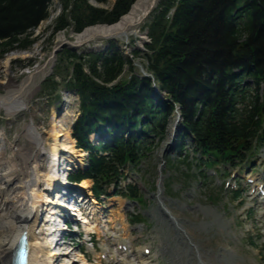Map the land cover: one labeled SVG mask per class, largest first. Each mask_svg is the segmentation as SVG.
I'll return each instance as SVG.
<instances>
[{
  "label": "trees",
  "instance_id": "obj_1",
  "mask_svg": "<svg viewBox=\"0 0 264 264\" xmlns=\"http://www.w3.org/2000/svg\"><path fill=\"white\" fill-rule=\"evenodd\" d=\"M85 1L73 0L70 8V0H61L54 30L71 22L75 31L89 24L118 22L134 2L114 0L108 10ZM50 3L0 0L2 50L33 42L28 36L49 16ZM154 11L148 23L150 40L140 56L150 77L143 76L120 49H112V41L106 51L64 48L67 63H56L40 86L54 104L61 87L78 94L80 111L71 136L75 147L87 152V167L69 178L91 179L96 198L106 194L110 184L119 185L126 164H139L155 135L166 134L176 106L188 131H183L178 147L188 135L205 165L253 162L264 146V0H159ZM58 53L60 61L62 52ZM125 66L130 75L118 77ZM247 78L251 84L243 83ZM152 82L165 92L166 100L159 105L151 96ZM94 132L100 137L97 144L89 141ZM116 193L138 201L143 198L132 184ZM238 197L232 191L231 198ZM139 220V215L131 218Z\"/></svg>",
  "mask_w": 264,
  "mask_h": 264
},
{
  "label": "rangeland",
  "instance_id": "obj_2",
  "mask_svg": "<svg viewBox=\"0 0 264 264\" xmlns=\"http://www.w3.org/2000/svg\"><path fill=\"white\" fill-rule=\"evenodd\" d=\"M93 1L86 0L85 3L108 10L114 2V0H107L105 3H93ZM136 1L134 0L131 4L129 11ZM72 2L73 0L69 2L70 8ZM62 7L61 0H51L49 16L30 32L31 36L29 35L28 38L33 39V42L31 41L28 46H19L14 43L4 50L0 47V61L8 59L10 65L5 71L0 69V95L6 94L7 87H17L25 79V72L37 64L46 62L47 67V75L45 74L38 80L36 86L31 87L25 98L27 109L14 116H7L4 111L0 110V152L5 138L14 142L17 129H21L25 122L33 120L42 135L39 144L41 158L49 170L51 168L50 161L55 162L51 153L52 147L55 145L51 136L54 124L58 129H61L60 125L63 126L66 132L80 111L79 96L75 90L61 87L59 100L54 104V101L51 100L53 97L46 98L40 88L42 81L52 74L56 63L57 65L59 62L67 63V55L63 53V49L69 47L64 46L59 50L62 52L60 61L57 60L59 53L53 58L50 57L51 49L58 44L57 36L62 32L69 40H73L74 34L82 32L85 28L111 25L116 22L89 24L82 30L75 31L72 22L70 23L72 17H69L71 15L68 13L71 9L68 7L66 15L70 24L64 29L56 31L54 30L56 18L62 12ZM122 16L124 15L120 17ZM149 21H151L150 18L141 28L145 30ZM147 40L141 48L129 51L124 47V45L128 47L129 44L113 38L96 36L89 40L88 44L89 47L96 45L98 48V46L102 47V45L113 41L115 44L112 49L118 48L133 61L142 63L143 59L140 56L145 51L144 45L150 40L148 35ZM133 42L134 37H130V43ZM88 44L76 46L75 49L69 48V50L84 53L89 51ZM101 49L99 47L98 50ZM135 51H138V54L132 57ZM134 66L139 70L136 65ZM130 73V69L125 66L118 77L124 78ZM243 83L251 84L252 81L247 78ZM262 91V84H260L259 93L261 94ZM161 95L164 96V94ZM153 96L158 100V103L160 100L158 96ZM174 118L175 116L170 117L169 123L166 125V134L162 138L159 135L153 137L150 143L151 148L145 152L138 166L124 167L126 177L121 179L120 186L126 183L139 184L144 202L130 204V201L125 197L114 194L119 187H109L108 196L93 202L94 208L103 222V225L98 227L99 232L94 230V248L84 242L85 236L74 241L72 253V258L75 259L74 264H129L133 262L137 264H264V234L260 231L264 226V203L253 200V195H250L249 191L250 185L243 188L245 178L249 175L258 180L264 179V148L251 166L249 161L246 162L247 164L244 162L233 169L222 165L204 166L199 160L200 153L194 149L190 143L192 139L188 135L183 138L186 141V146L181 154L177 155L176 143L171 148H169L170 145L167 146ZM181 129H183L182 126H178L172 140L177 139L178 132L179 140L182 139L183 130ZM94 134H89V137ZM23 139V137L20 138V140ZM92 139L90 140L93 141ZM175 141L177 142V140ZM59 143L73 147L72 153H60L63 161L66 162L64 163L66 168L59 172L61 173L60 177L68 171L76 172L83 169L86 165L87 152L75 147V143H70V140L64 135L59 138ZM166 147L168 150L164 151ZM212 171L214 174H210ZM200 172L204 175H200ZM233 172L238 173L242 179L239 181L244 192L241 206L239 200L232 202L231 197L228 196L229 193H225L219 188L223 181L226 184L234 180L235 177L230 175ZM162 175L163 184L162 187H159ZM88 181L91 185L92 181L90 179ZM222 188L230 190L229 186H224V183ZM211 197H216V199L212 200ZM88 198L93 200L91 196ZM92 200L87 204L93 205ZM121 204L122 207L126 206L123 207V210H120ZM160 206L166 209L167 216ZM250 206L253 208H249ZM134 212L142 214V223L131 224L129 222L130 214ZM246 215H250V217L247 219ZM250 219L254 220L253 224ZM170 220L181 224L185 236L183 245L177 243L178 231L173 225H170ZM86 227L87 225L84 226V229ZM124 227L127 228L126 235L123 233ZM77 231H81V228L78 227ZM257 232L261 236L258 237ZM74 236L77 237L78 232ZM119 241L126 242L128 253L122 251L120 248L122 243ZM250 241H254L253 244H249ZM144 246L150 249V253H142ZM79 250L86 253L88 261L82 259ZM131 251L134 253L130 254ZM188 251L190 252L188 253ZM140 260L142 261L140 262ZM30 262L32 263V260ZM55 263L60 264V261L56 260Z\"/></svg>",
  "mask_w": 264,
  "mask_h": 264
},
{
  "label": "bare ground",
  "instance_id": "obj_3",
  "mask_svg": "<svg viewBox=\"0 0 264 264\" xmlns=\"http://www.w3.org/2000/svg\"><path fill=\"white\" fill-rule=\"evenodd\" d=\"M157 2L158 0H137L130 11L122 16L118 22L112 25L85 28L82 32L74 34L73 40H69L65 33L62 32L57 36V42L59 44L68 41L76 47L85 43L88 44V41L98 34H106L110 38L123 40L129 44L128 47L131 50L134 47L141 48L146 40V34L141 26L149 20ZM93 3L95 2L93 1ZM130 37H134L133 43H130ZM87 47H89V44ZM99 47L101 46H98V49ZM90 48H96V45ZM45 64L46 62L39 63L31 70L26 71L25 79L17 87H7L6 94L0 95V110L4 111L7 116L21 114L20 112L27 109L25 98L30 92L31 87L36 86L39 82L38 80L46 74L47 67ZM9 67L8 59L0 61V69L5 71ZM56 127V124H54L51 133L52 139L55 142L51 152L55 162L50 161V170L49 168L47 169L45 163L42 161L39 145L42 135L33 120L25 122L21 129H17L14 142L5 138L2 151L0 152V264H10L13 247L23 230L27 234V264H57L55 263L56 260L60 261V264H74L75 259L72 258L73 248H70L68 245L67 247L62 245L58 248L63 250H55L56 247L52 241L55 234L54 228L52 226L44 228L46 222L41 217L42 213L45 218L50 217L48 215L56 209L55 204H59V200L56 198L57 195L54 197L53 192L59 193L57 191L59 186L66 188L61 182V173L58 171L66 168L64 164L66 162L62 160L60 153H72L73 147L59 143V138L64 135L70 140V143H75V139L70 135V126L66 132L63 126L60 125L61 129ZM172 131L173 129L171 133ZM21 137L24 139L20 140ZM91 138L96 142L95 135H91ZM56 165H58L57 169ZM160 178L159 187H162L163 175ZM65 190L68 192L69 198H73L70 193H73L75 190H77L76 194H81L80 197L79 195L77 196L84 202H82L84 211H87L93 218L89 222L91 225L87 227V230L94 228L99 232L98 227L102 218L100 219V215L94 208L93 202L95 203L96 200L87 197V195L91 196L88 179H83L80 183L75 184L74 187H67ZM82 190L86 191L87 194L86 192L83 193ZM90 200H92L93 205L91 203L90 205L87 204ZM78 201L76 202L78 203ZM120 207V210H123V207L126 206L122 207L121 204ZM160 208L167 216L166 209L162 208V206ZM45 212L48 213L46 214ZM170 222V225H173L178 231L177 243L183 245L185 243V236L181 224L172 220ZM46 231H48L49 235ZM126 231L127 228L124 227L125 235ZM121 243H124V241H121ZM31 260L32 263L30 262ZM68 260L70 261L68 262Z\"/></svg>",
  "mask_w": 264,
  "mask_h": 264
},
{
  "label": "water",
  "instance_id": "obj_4",
  "mask_svg": "<svg viewBox=\"0 0 264 264\" xmlns=\"http://www.w3.org/2000/svg\"><path fill=\"white\" fill-rule=\"evenodd\" d=\"M144 32H145V34H146V36H147L148 29L145 28ZM96 36H99V37H102V38H110V37L107 36L106 34H98V35H96ZM96 36H95V37H96ZM147 41H148V40H147V38H146L145 42H147ZM68 43H69V44H68ZM64 46H67V47H69L70 49H75V48H74L75 46H74L72 43H70V42H68V41H66V42H61V43H59V44H57V45H54V46L52 47L51 52H50V57H51V58L55 57L56 54L59 52V50H60L62 47H64ZM108 46H109V44H105V45H102V47H100V48L105 49V48H107ZM124 47H125L126 50H128V51L131 50L130 47H126L125 45H124ZM87 49H88L89 51H97V50H98V48H90V47H87ZM134 49H136V47H134ZM132 63H133L134 65H136V66L139 68V70L141 71V73H142L143 76H150V74L147 73V72L145 71V69H144V67H143V65H142L141 63L135 62V61H133V60H132ZM152 87H153V90H152V96H153V95H156V96H158L159 99H161L162 97H164V96L161 95V94H164V91H160V90L156 87L155 83L152 84ZM153 97H154V96H153ZM156 100H157V99H156ZM157 101H158V100H157ZM174 122H175L174 124H176V126H177V125H178L179 127L182 126V128H183V124H182V122H181V115H180V112H179V108H178V106H176V108H175V121H174ZM178 126H177V128H178ZM71 128H72V124H71V126H70V129H71Z\"/></svg>",
  "mask_w": 264,
  "mask_h": 264
}]
</instances>
